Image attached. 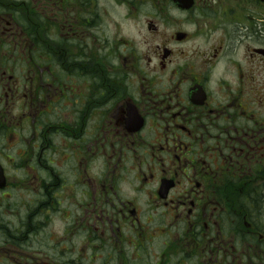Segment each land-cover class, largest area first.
Instances as JSON below:
<instances>
[{
	"label": "flooded vegetation",
	"instance_id": "af4514ba",
	"mask_svg": "<svg viewBox=\"0 0 264 264\" xmlns=\"http://www.w3.org/2000/svg\"><path fill=\"white\" fill-rule=\"evenodd\" d=\"M0 264H264V0H0Z\"/></svg>",
	"mask_w": 264,
	"mask_h": 264
}]
</instances>
